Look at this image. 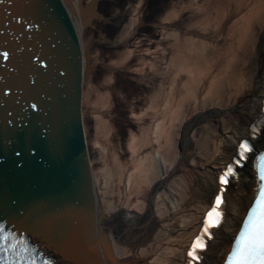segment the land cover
<instances>
[{
	"label": "bare ground",
	"instance_id": "bare-ground-1",
	"mask_svg": "<svg viewBox=\"0 0 264 264\" xmlns=\"http://www.w3.org/2000/svg\"><path fill=\"white\" fill-rule=\"evenodd\" d=\"M55 1L75 43L92 234L103 222L109 252L118 264H184L185 247L196 234L192 226L199 227L204 212L200 205L207 207L197 190L209 184L213 187L205 198L211 197L218 173L232 160L234 152L228 149L234 140L253 136L255 130L261 137L257 143L264 142L263 99L255 95L264 85V0H178L163 23L158 10L146 18L145 9L156 8L151 0H128L125 4L131 10L126 11L132 13L126 23L122 10L114 7V18L122 20L117 28L127 25L126 33L119 36L122 42L130 41L135 29L158 16L172 46L171 51L163 50L165 57L154 47L147 54L127 47V65L140 59L133 72L143 78V72L149 71L147 81L153 87L149 103L131 101L132 109L120 114L121 118L127 114V120L138 126L125 144L107 118L115 98L97 88L95 79L105 65L99 46L105 39L98 35L110 22L102 12L108 0ZM180 18L187 23L193 19L190 24L200 28L181 33ZM117 44L116 40L110 45L116 50ZM89 117L94 120V133L87 126ZM188 159L192 163L181 168L179 162ZM251 175L249 168L240 187L229 194L233 208L250 201ZM238 225L229 218L233 233ZM89 244L96 263L108 264L97 245ZM228 250L221 233L212 254L222 257Z\"/></svg>",
	"mask_w": 264,
	"mask_h": 264
},
{
	"label": "water",
	"instance_id": "water-1",
	"mask_svg": "<svg viewBox=\"0 0 264 264\" xmlns=\"http://www.w3.org/2000/svg\"><path fill=\"white\" fill-rule=\"evenodd\" d=\"M77 73L73 34L55 0H0V214L63 264L75 255L98 264L90 241L118 264L103 222L91 230Z\"/></svg>",
	"mask_w": 264,
	"mask_h": 264
},
{
	"label": "snow or ice",
	"instance_id": "snow-or-ice-1",
	"mask_svg": "<svg viewBox=\"0 0 264 264\" xmlns=\"http://www.w3.org/2000/svg\"><path fill=\"white\" fill-rule=\"evenodd\" d=\"M4 55L8 56L9 53L5 52ZM255 95L264 98V85H260ZM257 141H261V137L255 136V130L253 136L234 140L228 149L234 152L232 160L226 170L218 173L211 197L205 198L213 186L201 184V189L197 190L196 195L204 199L207 207L200 205L204 212L200 217L199 227L192 226L196 234L192 242L185 247L186 264H264V142ZM185 154L190 155L187 147ZM257 158L258 166L255 163ZM2 163L3 161H0V164ZM184 163L191 164L192 161L181 160V168ZM249 166L252 169L249 179L254 181L251 186V199L241 208H233L228 196L240 187ZM229 218L239 224L235 233L228 227ZM10 227H13L11 222L0 223V264H40V259L34 256L36 250L29 246L28 240L22 241L16 232L9 231ZM221 233L224 241L229 244L227 254L222 257L212 254L213 246ZM220 247L222 243L216 248L217 253ZM48 264L57 262L53 260Z\"/></svg>",
	"mask_w": 264,
	"mask_h": 264
},
{
	"label": "rangeland",
	"instance_id": "rangeland-1",
	"mask_svg": "<svg viewBox=\"0 0 264 264\" xmlns=\"http://www.w3.org/2000/svg\"><path fill=\"white\" fill-rule=\"evenodd\" d=\"M127 1L128 0H108L106 3H104V5H102L103 16L106 20H110V22H107L106 27H102L101 29H99L101 32L98 35V39H100L101 41L105 39V42L99 45L102 53L101 59L103 60V64L105 63V65L99 68V70H97V74L95 77L97 82V88H100L101 90L104 91L105 90L109 91L112 97L115 98L112 101L111 110L107 115V118H109L112 121V124H114V126L118 128L117 136L120 137L122 144L127 143V141L130 138L129 135L130 131L132 129L137 131L138 126L135 127L129 122V120H127L128 119L127 114L125 115L126 117L124 118H121L120 114L122 113V115H124L123 111L126 112L127 110L126 108L132 109L133 106H130L131 104H129L131 101L134 102L143 101L142 104L145 103V105L149 103L150 99L152 98V95L150 94L151 91L149 88L152 89L153 87V86H149V81H147L149 79L148 75H150L149 71L145 70L143 72V76H146L143 78L140 76L138 78V76H136V73L133 72V70L135 69L134 66L137 65L138 62L141 63L142 61H139L140 59H138L135 60V62L133 61V64L127 65L126 63L127 60L125 61L124 57H126L130 51L133 52L136 51V49H140L143 53L147 54V50L149 48L151 49L152 47H154L156 50H158L159 53H161L163 57H165V54L164 55L162 54L164 53L163 50H166L165 53L167 51H171L172 49L171 43L166 40L163 33V28L165 26H163L161 22L159 25L157 17L159 16L160 21H162L163 23L165 14L173 11L174 8L176 7L174 6V4L178 2V0H151L152 2L150 4L156 8H153L154 9L153 10L150 8V6H148V9L147 8L145 9V15L146 18H150V16L151 17L153 16V11L158 10L159 13L158 16L156 17V20L151 21V23H147L145 21V23L147 24L145 25L141 24L138 29H135V31L131 35L130 41L122 42L121 40L122 38H120L119 36L126 33L127 25L123 24V26L125 27L122 28L120 27L119 29L117 28L118 25L121 24L122 20L120 18H118L119 20L115 19L117 16H114V14L117 10L114 7L117 6V9L119 11L122 10L121 11L122 15L124 16L125 14L126 16L124 20V23H126L127 18L130 19L129 17L130 14L132 13V11L131 12L126 11L127 9L131 10L130 9L131 7L127 6L128 4H125ZM163 6H165L166 9H164ZM180 19H181L179 20L180 22H177L178 24L177 26H180L181 33H186V31L190 32L191 29L198 30V28H200L199 26H197V24H194L197 26V27L195 26L196 28H194V26L190 24L193 19H191L190 22L188 23L185 22L184 19L182 18ZM117 23L119 24L117 25ZM199 32H202V30H200ZM209 35H207V37H209ZM116 40L118 43L117 44L118 49L115 50V48L112 49L111 45ZM127 47L131 48L130 51L128 50ZM119 50H121V52H119L118 54L116 53L115 56V52ZM115 58L117 59L116 61L117 64H114L113 66L112 62ZM164 60L166 59L164 58ZM154 81L155 79L152 80L151 82L153 83ZM138 108H140V106ZM87 126H90V128H92V132L94 133V127H93L94 120L90 117L87 120ZM96 156L97 158L100 157L98 156V154H96Z\"/></svg>",
	"mask_w": 264,
	"mask_h": 264
}]
</instances>
